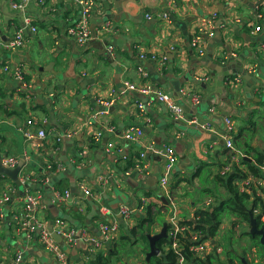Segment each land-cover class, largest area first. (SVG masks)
I'll list each match as a JSON object with an SVG mask.
<instances>
[{"label": "crops", "instance_id": "obj_1", "mask_svg": "<svg viewBox=\"0 0 264 264\" xmlns=\"http://www.w3.org/2000/svg\"><path fill=\"white\" fill-rule=\"evenodd\" d=\"M42 1L29 0L22 11L0 0V157L16 160L13 167L3 166L20 167L23 190L0 174V263L19 253L21 264H60L39 242L38 230L29 235L20 227L17 217L24 214L27 193L34 197L38 222L68 262L84 264L91 254L110 253L112 241L101 233V223H117L122 235L131 236L146 207L154 211L163 205L168 223L172 211L159 185L162 148L170 147L176 158L168 187L177 200L200 189L198 167L203 183L211 186L223 167L231 171L240 164L246 157L237 144L240 136L264 153V0ZM84 11L96 37L91 33L81 45L69 30ZM17 30L23 43L8 48ZM196 37L202 55L191 46ZM238 67L240 73L223 74ZM17 69L21 79L14 76ZM174 80L181 82L188 111L173 97ZM140 84L165 93L182 108L184 120H175L153 93L128 87ZM109 96L113 101L105 108L99 101ZM190 118L197 124H188ZM130 127L141 131L138 141L122 137ZM39 130L46 137H37ZM242 181L234 184L239 188ZM185 198L176 213L194 220L198 192ZM121 207L130 211L129 220ZM58 220L75 231L72 240L61 234ZM161 228L154 225L151 234ZM205 242L210 254L215 239L207 233ZM138 248L143 262L145 248ZM114 256L115 264H130Z\"/></svg>", "mask_w": 264, "mask_h": 264}, {"label": "trees", "instance_id": "obj_2", "mask_svg": "<svg viewBox=\"0 0 264 264\" xmlns=\"http://www.w3.org/2000/svg\"><path fill=\"white\" fill-rule=\"evenodd\" d=\"M240 136L237 139V144L240 150L246 157H250L251 161H248L246 157L240 160V164L234 165L232 170L225 175L217 174L212 179V185L204 184L201 178V167H198L195 171L194 177H198L200 182V189L206 193L209 197H212L216 201L214 207L209 209H197L194 213L197 220L186 221L190 226H193L195 231H200L203 237L208 236L215 237L217 227L221 224L220 215L226 214L230 218H236L238 223H244L249 229L250 216L254 217L257 222V226L264 230V200L261 195H257L256 186L250 185L248 187L249 192H240L239 188L234 184L236 179L244 180L248 176H252L254 180H260L264 182V169L262 165L264 163V153L254 149L247 140L241 141ZM239 140L241 142H239ZM242 167V168H241ZM219 188V189H218ZM223 190V192L221 191ZM262 194H264V185L260 188ZM150 193H146L149 196ZM168 206H161L154 211L150 207H146V215L138 220L136 226L131 230V236L121 235L116 243L111 244V250L108 255H104L100 252L91 254L85 260L84 264H113L112 257L120 250L121 241H132L131 245L140 240L148 244L147 235H154L152 228L154 225H161L164 220L160 219L162 216V209ZM183 224V223H182ZM232 225H235V221H232ZM169 227L167 229V233ZM252 242H254V248H258V256L264 258L263 247L259 242V237H251L248 230L244 233ZM190 241V236L181 237L180 246H182L181 253L185 259L186 264H213L216 261L218 264H236L239 263V259L243 258L249 264H259L255 258H249L246 250L238 254L234 249H227L223 253V259H220L216 250L213 248L210 254L204 257H198L195 253L189 251L190 246L194 245ZM169 237L162 238L156 242V247L159 249V255L150 258L149 262L144 264H174L176 261V254L172 250L168 249ZM149 247H146L143 254H146ZM249 250V248H248Z\"/></svg>", "mask_w": 264, "mask_h": 264}, {"label": "built area", "instance_id": "obj_3", "mask_svg": "<svg viewBox=\"0 0 264 264\" xmlns=\"http://www.w3.org/2000/svg\"><path fill=\"white\" fill-rule=\"evenodd\" d=\"M28 1L29 0H10V6L12 7V9L24 11L25 8L27 7ZM40 2L43 1L40 0ZM86 5L89 8L92 5V2L88 1ZM87 16H88L87 11H84L81 16V21L75 27H72L69 30V34L74 35L77 42L80 43L81 45H84L91 38V32L87 26V21H88ZM110 27L111 24L109 22H106L102 27V31L107 33L108 31H110ZM32 30L35 31L34 29ZM255 30L259 31L260 26L259 25L256 26ZM22 43H23L22 33L21 31L17 30L11 38L8 44V48H17L18 46L22 45ZM191 46L197 55L203 54L204 51L202 47H200L197 37L191 41ZM261 50L264 51V43L261 44ZM14 76L18 79L22 78L19 69H17L14 72ZM235 81L239 82L240 80L237 78L235 79ZM128 87L130 89L137 90L138 92L144 94L153 93L156 97L160 99V101L165 103L171 116L175 120H180V121L184 120L185 115L182 108L176 103H174V101L171 98H169L165 93L161 92L160 90L150 87L149 85L142 86L141 84L137 86L129 85ZM112 98L113 96H109L107 99H100L99 102L102 104L103 107L106 108L112 104L113 101ZM192 100L195 103H197L198 102L197 96H192ZM186 122L188 124H197L196 118H190L189 121ZM226 123H227L228 131H231L232 130L231 121L229 119H226ZM22 134L26 139L33 137L30 132H22ZM141 135H142L141 131L137 127H130L123 132L122 137L126 140L135 142L140 139ZM36 136L39 138H44L46 137V134L43 130H39ZM108 146L110 147L111 144H109ZM226 147L234 151L233 143L230 140H227ZM161 154L164 157V164H163V174H162V178L160 179L159 185L167 194V199L170 205V209L172 211V214L168 217V221H167L169 224V231L167 233V237H169L168 249L172 250L173 253L176 254L177 256L174 264H186L185 259L181 253V249H182V246H180L181 237H186V235L190 236V241L195 244L190 246L189 251L195 253L196 255H198V257H204L207 255V251H208L207 244L205 242V238L203 237L200 231H195L193 226H190L186 221H184L182 218H179V216L177 215L176 213L177 198L175 195H171L169 193V187H168L169 175L174 167L176 158L170 147L162 148ZM2 163L6 167H13L16 163V160L14 158H5L2 161ZM262 168L264 169V163L262 165ZM137 169L140 168L137 167ZM229 171H230V166H226L223 167L219 173L221 175H225ZM250 185H253V187L256 186L257 195H261L264 200V194H262V191H260V188L264 185L263 181L254 180L248 177L242 181L241 185L239 186V191L249 192L248 187ZM65 196H68L67 192H65ZM23 202H24V214H20L17 217L20 227H22L24 230H27L29 235H31L35 230H38L39 231L38 240L43 245V247L48 252L54 254L59 260L60 264H71L68 262L64 253L60 251L58 245L54 242L50 232L42 228L41 224L38 222L36 218L37 210L35 207L34 197L31 194L27 193L23 197ZM211 205H212L211 199H208L204 202V207H210ZM120 214L123 216L124 220L126 221L131 218L130 211L126 207L120 208ZM194 220H197V218L194 217ZM57 222L60 225H63L62 227L63 229L60 231L61 234L72 240L75 231L65 227L63 221L58 220ZM99 229L103 234V236L105 237V239L109 241H113L116 239L117 234L119 232V225L117 223H112V224L101 223ZM209 248L212 250L214 248L217 253L222 251L221 247L218 246V241L216 240H215V244L210 245ZM20 262H21V256L19 253H16L14 259L8 264H20ZM136 264H144V263L140 261V262H136Z\"/></svg>", "mask_w": 264, "mask_h": 264}, {"label": "rangeland", "instance_id": "obj_4", "mask_svg": "<svg viewBox=\"0 0 264 264\" xmlns=\"http://www.w3.org/2000/svg\"><path fill=\"white\" fill-rule=\"evenodd\" d=\"M258 129L256 128L254 132H257ZM251 135V134H250ZM219 189V188H218ZM198 192V200L195 202V206L198 209H202V208H206L204 207V202L208 199L212 200V205L211 207H214L217 203L215 201L214 198L209 197L206 193L202 192L200 189L199 190H195L191 188V191L187 190L185 191V195L183 196H178V200H177V204L179 208L183 207V199H186L185 197H194V192ZM221 191L223 192V190L221 189ZM216 203V204H215ZM160 219L164 220V215L160 217ZM231 219H234L232 221H235V225H231ZM134 220V219H133ZM220 220H221V225L222 227L220 228V230L217 231L214 239L216 241H218V246L221 247L222 251L219 253H217L221 258H223V253L227 250V249H234L238 254H240L242 251L246 250L247 255L249 258H255L256 262H260L264 263V258L259 257L258 256V248L257 247H253L251 245H254V242H252L250 240V238L245 235L244 231L245 229H247L246 224L244 223H238L236 218H232V216L229 218L228 215L221 214L220 215ZM231 227L232 231L229 232V228ZM237 229H241V233L238 232ZM121 231L119 229V232L117 234V237L115 240H113L111 242V244L116 243L119 238L121 237ZM131 240L130 241H121L120 242V250L119 252H117V257H126L127 260L126 262H128V260L130 259V264H136V262H140L141 260L137 257V252H140L141 249L138 247H149V244H147L146 242L140 240L138 242H135L134 244L131 245ZM249 248V250H248ZM115 256L112 257V263L115 264ZM137 260V261H136ZM126 264V263H125ZM213 264H218L216 261L213 262Z\"/></svg>", "mask_w": 264, "mask_h": 264}, {"label": "water", "instance_id": "obj_5", "mask_svg": "<svg viewBox=\"0 0 264 264\" xmlns=\"http://www.w3.org/2000/svg\"><path fill=\"white\" fill-rule=\"evenodd\" d=\"M184 25H182L183 27ZM91 33L93 37H96V33L95 30L93 29V27L91 26ZM209 56L211 57V54H209ZM240 68L238 67L235 71H225L223 69V74L224 75H233L236 72L240 73ZM224 75H222V78L224 77ZM221 78V79H222ZM173 85H174V99L177 102V104H179L185 111H188V107H190V105L188 103H185L183 100H181V94H180V85L181 82L178 80H174L172 81ZM20 172V167L17 166L13 169H8L6 167L3 166L2 162H1V157H0V174L4 175L6 177H8L11 181L14 182V184L16 185V187L18 188L19 192H22V186L20 181L18 180V173ZM48 188V187H47ZM162 201L164 202V199H162ZM169 227L168 223H163L162 228L160 230L159 233L154 234V235H147V240H148V244H149V250L148 252L145 254V262L148 263L150 258L158 256L159 255V249L156 247V242L162 238H166L167 237V229ZM248 232L250 234L251 237L254 236H258L259 237V242L263 247V251H264V230L261 228H258L257 226V222L256 219L252 216H250V220H249V229ZM240 263L241 264H249L248 262H246L243 258H240ZM21 264V263H20ZM23 264V263H22ZM264 264V263H261Z\"/></svg>", "mask_w": 264, "mask_h": 264}, {"label": "flooded vegetation", "instance_id": "obj_6", "mask_svg": "<svg viewBox=\"0 0 264 264\" xmlns=\"http://www.w3.org/2000/svg\"><path fill=\"white\" fill-rule=\"evenodd\" d=\"M259 228V227H258ZM218 231V230H217ZM255 237V236H254ZM258 237V236H257ZM206 238V237H205ZM213 238V237H212ZM214 239V238H213ZM220 253V252H219Z\"/></svg>", "mask_w": 264, "mask_h": 264}]
</instances>
